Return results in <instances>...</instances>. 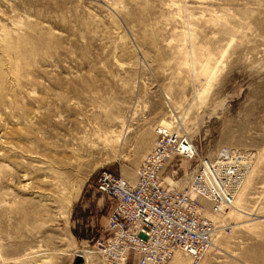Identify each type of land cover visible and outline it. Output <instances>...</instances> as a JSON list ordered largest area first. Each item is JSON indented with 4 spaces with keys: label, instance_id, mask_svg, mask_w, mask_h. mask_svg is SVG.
Listing matches in <instances>:
<instances>
[{
    "label": "rangeland",
    "instance_id": "rangeland-1",
    "mask_svg": "<svg viewBox=\"0 0 264 264\" xmlns=\"http://www.w3.org/2000/svg\"><path fill=\"white\" fill-rule=\"evenodd\" d=\"M160 126L197 154L165 188L222 148L243 168L198 197L209 250L166 264H264V0H0V264H111L97 175L134 182Z\"/></svg>",
    "mask_w": 264,
    "mask_h": 264
},
{
    "label": "built area",
    "instance_id": "built-area-1",
    "mask_svg": "<svg viewBox=\"0 0 264 264\" xmlns=\"http://www.w3.org/2000/svg\"><path fill=\"white\" fill-rule=\"evenodd\" d=\"M156 132L155 143L141 161L134 183L109 170L97 175L96 190L110 202L111 209L106 226L93 246L97 252L105 254L111 264H117L122 254H125L124 264L129 261L132 264H166L178 249L185 250L194 262L211 246L213 227L209 220L197 214L198 199L189 195L190 189L168 190L162 184L163 171L173 157L193 159L197 154L183 149L181 143L188 141L181 136L178 138L174 132L158 127ZM222 149L212 160L205 161L215 164V159L222 156L224 160L226 155L222 151L227 149ZM235 165L238 167L220 168L233 183L243 172L239 164ZM203 171L202 163L192 174L191 189L199 188L198 194L207 197L208 190L201 188ZM213 173L212 169L211 175ZM214 194L218 200H226L220 190Z\"/></svg>",
    "mask_w": 264,
    "mask_h": 264
},
{
    "label": "bare ground",
    "instance_id": "bare-ground-1",
    "mask_svg": "<svg viewBox=\"0 0 264 264\" xmlns=\"http://www.w3.org/2000/svg\"><path fill=\"white\" fill-rule=\"evenodd\" d=\"M158 128L161 129V130H166L167 132H172V131H170V129H168V128L164 127V126H160ZM174 133L177 135L178 138L181 136V135H178L176 132H174ZM156 136H157V132H156ZM181 138H184V137L181 136ZM187 141H188L187 144L181 143V147L183 149L184 148H187L188 150H193V152L195 153V149H194L193 145L191 144L192 146H190V143L191 142L189 140H187ZM222 152H223L224 155H226V153H224L225 151H222ZM145 156H144V158H145ZM233 157L234 156L230 153V155H226V158L224 160L222 159L223 156L222 157H218V159L216 160V163L215 164H210L209 162H204L203 163L204 164V171L202 172V176H201V180H202V186H201V188L203 190H206L207 189L208 192H209V194L207 195V197L206 196H201L200 194H198V189L199 188H197L196 190L191 189L193 187V185H192V182H190V185L187 188V189H190L189 190V195L192 196V197H196L197 199L199 197V198L213 200L215 202L216 201L217 202L221 201V203L222 202H228V199L232 197L233 193L236 191V189H237V187H238V185H239V183H240V181H241V179L243 177V172H242V174H239L238 176L235 177L236 183H233L232 180H231V178L229 176H226L224 173H222L220 171V168H222V167L229 168L232 165H233V167H236V168L238 167V166L235 165L236 163L233 164V162H232L231 163L232 165L228 163L229 162V159H232ZM187 159H191V158H187ZM212 169L214 170L213 175H211V170ZM205 174H207V175H205ZM216 175H218V177H216ZM136 177H137V172H136ZM135 181H136V178H135ZM127 182H129V181H127ZM134 182H132V183H134ZM129 183H131V182H129ZM162 184H163V180H162ZM166 189L173 190V189H169V188H166ZM218 190H220L224 194V197L226 198V200H224V198H222L220 200H218L216 198L214 192H216ZM196 209H197L196 210L197 211V214H200L202 217H204L207 220H209L207 217L204 216L203 209H201L200 204H199V206ZM214 236H212V232H211V239H212V237L214 238ZM211 244H212V240H211ZM178 252H181V253L186 254V255L190 256L191 258H193L191 255H189L188 253H186L185 250H181V249L176 250L175 253H174V255H173V257L176 256V255H178L179 254ZM121 257L122 258L119 261H117V263L119 262L121 264H124L123 262H124L125 254H122ZM81 258L83 259L82 256H81Z\"/></svg>",
    "mask_w": 264,
    "mask_h": 264
},
{
    "label": "water",
    "instance_id": "water-1",
    "mask_svg": "<svg viewBox=\"0 0 264 264\" xmlns=\"http://www.w3.org/2000/svg\"><path fill=\"white\" fill-rule=\"evenodd\" d=\"M75 261H76V264H80L82 262L81 256H78Z\"/></svg>",
    "mask_w": 264,
    "mask_h": 264
}]
</instances>
